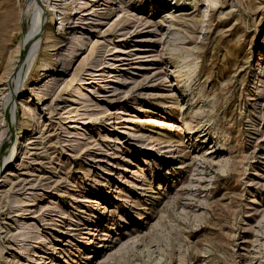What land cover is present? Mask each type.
<instances>
[{"label": "rangeland", "instance_id": "rangeland-1", "mask_svg": "<svg viewBox=\"0 0 264 264\" xmlns=\"http://www.w3.org/2000/svg\"><path fill=\"white\" fill-rule=\"evenodd\" d=\"M190 1L172 26L137 0L80 12L66 26L84 49L59 88L44 86L42 65H60L45 39L18 99L0 85V264H264V0ZM36 7L0 0V74L40 28Z\"/></svg>", "mask_w": 264, "mask_h": 264}, {"label": "bare ground", "instance_id": "bare-ground-1", "mask_svg": "<svg viewBox=\"0 0 264 264\" xmlns=\"http://www.w3.org/2000/svg\"><path fill=\"white\" fill-rule=\"evenodd\" d=\"M35 1H36V5H37V7H36L37 8L36 9L37 23L41 24L39 26L40 28H37L36 31L34 32L33 41H31L29 43V45L26 46V48L21 51V53L15 58L14 61L12 60L13 58H10V60L8 62L6 61L7 66L9 65L10 67L8 66V68H10V69H8V68L4 69L3 73L0 74V85L1 86H7V88H4V89L10 90V92H11L10 97H11L12 102H14V101H16V99H18V95L14 91L18 88H16V86L14 87V82L17 83L18 80L23 78V76H24V69H20V67L23 66V63L25 62V60L28 57L33 56L34 49L36 47H38V46L40 47L42 45V39H45V45L54 46L53 49L58 50V52L56 53V55L54 57H52V59L54 62L60 63L59 66H56L54 63H53L54 65H51L49 62L46 61L42 65L41 73H43V75L45 76V78L43 80L47 79V82H46V84H44V86L46 89H49L53 86L58 87V88L60 87L61 83L59 82L60 81L59 79H61V78H59V76H61L62 73L64 72L63 70H65L66 67L72 63V61L76 57V54L78 53V51L81 49H84V44H85L84 38L75 37V32H76L75 30L80 26L79 23L74 24L72 26L71 25L66 26L68 24L67 20L74 18V15H77L78 13L82 12V15L79 17L80 20L82 19L81 23H89L91 20L89 19L90 21L89 20L87 21V19H88L87 15H94V13H98L100 8H102V6H100V5H106L107 3H105V2H107L108 0H90L91 5L89 6V8H87V9L84 8L80 11L77 10L78 12L76 11L73 16H72V12H70L71 14L69 16L63 15V13L68 12L69 9L73 8L72 4L70 2L66 5V2H68V0H35ZM125 1H126L125 3H127V2H130L131 0H125ZM172 1L173 0H169V1L168 0H157V1L156 0H153V1L152 0H137L135 5H137V8H142L146 3H148L154 7L156 6V9L158 10L156 13H160V15H161V12H163V9L167 8L166 11L168 12L169 16L168 17L166 16V17L169 19V25L172 26L173 24H175V22H174L175 18L180 17V16H177L178 13L183 12V10H184L181 7L182 6L185 7L188 0H174V3ZM207 1H210V0H207ZM73 2H77V0H73ZM212 2H213V4H217L216 0H213ZM198 3H199V0H191L190 1V4L193 6H197ZM44 4H47L46 10H44L42 8V5H44ZM75 4H77V3H75ZM88 4H89V2H87V5ZM128 4H130V3H128ZM75 9H77V8H75ZM58 12L60 15V18H59L60 19V26L58 28V33H55L51 29L45 30L43 21L44 20L48 21L49 17H51V18L53 17L52 19H54L56 21V17H54V16ZM127 12H128V15L126 17L124 16L122 18V20L123 19L125 20L126 18H128V16H130L129 14H130L131 10L127 9ZM165 15H167V14H165ZM194 19L196 20L197 17H194ZM98 23H97V25H100V23L99 24ZM6 24L7 23L5 21L0 22V29L5 31L6 30ZM128 26H130V24L125 25L124 28H127ZM71 27H73V30L69 31V29ZM45 31H47V33ZM44 33H46V34L44 35ZM173 33H175V32H173ZM65 35H69L70 40L64 44L63 43L64 42L63 37ZM178 35H179V33H178ZM1 36H2V34H1ZM174 50H176V48H174ZM115 53L121 54V55L118 54V56L121 57V58H118L120 60H129L125 56L131 55L130 51H126V50H114L113 52H110L109 55H114ZM123 64H126V63H123ZM102 69H103L102 67L101 68L99 67V68L93 69V70H95L96 72H100V71H102ZM18 71H19V74L16 76V73ZM93 75H100V74L98 73V74H93ZM92 77H95V76H92ZM43 80H41V82ZM92 81H94V80H92ZM67 85H69V84L67 83ZM1 86H0V90L2 89ZM65 87H66V85H65ZM19 90L21 91V89H19ZM37 92L38 91H36V93ZM82 94L86 95L85 93H82ZM42 97L40 96L38 99H40ZM29 103L30 102H27V101L23 102V107L25 108V111H24L25 117L22 120V124L24 125L23 128L27 129V130H25V132H30L31 130H34L32 120H30V117H29L30 110L32 109V106ZM33 120H34V118H33ZM30 126L32 127V129L29 131L28 129ZM191 128L192 127L190 126L188 129H191ZM30 143H36V142H30ZM5 146H6V144H5ZM8 147H9L10 151L13 149L11 145ZM21 148H22V145H21ZM16 149L17 150H15L13 152L14 158L16 155H18V152H19V149L18 148H16ZM34 153H36V152H34ZM15 161H16V158L15 159L11 158L10 163L9 162L7 163L5 170L6 169L9 170L11 168V165L15 164ZM109 170H111V169H109ZM24 180H25V178H24ZM85 201H88V199ZM21 209H23V207ZM17 215H19V214H17ZM85 228H88V227L85 226ZM93 230H94V227L92 229H90L89 234H92ZM93 235H96L95 232L93 233ZM21 240H23V239H21ZM24 240H27V238H25ZM35 255H37V254H35ZM30 262L31 261L29 260L28 263H30ZM36 263L37 264H43V263H46V261L42 262V260L38 259V260H36Z\"/></svg>", "mask_w": 264, "mask_h": 264}]
</instances>
